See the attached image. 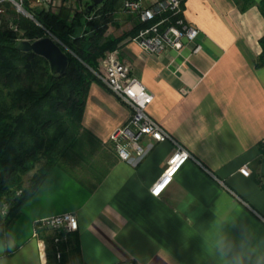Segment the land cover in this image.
<instances>
[{
    "label": "crops",
    "instance_id": "1",
    "mask_svg": "<svg viewBox=\"0 0 264 264\" xmlns=\"http://www.w3.org/2000/svg\"><path fill=\"white\" fill-rule=\"evenodd\" d=\"M242 5L184 1V20L199 29L197 53L189 45L149 55L131 38L116 48L153 95L147 114L193 159L152 195L174 146L152 143L141 159L120 161L109 135L130 110L92 82L81 119L89 136L47 171L0 232V264H59L51 232L34 231L62 213L74 214L78 228L70 233L76 252L66 248L61 264H264V65L256 66L264 18L257 3ZM127 15L114 21L131 29Z\"/></svg>",
    "mask_w": 264,
    "mask_h": 264
},
{
    "label": "trees",
    "instance_id": "2",
    "mask_svg": "<svg viewBox=\"0 0 264 264\" xmlns=\"http://www.w3.org/2000/svg\"><path fill=\"white\" fill-rule=\"evenodd\" d=\"M236 1L244 3L242 10L253 2ZM121 3L123 0H102L93 7L95 17L91 20L82 18L85 10L75 15L66 8L59 15L35 10V18L73 53H66L68 65L62 75L52 74L44 58L18 50V35L0 28V232L47 171L59 165L69 152H77L89 136L81 119L89 85L100 83L95 74L99 59L147 24H136L130 32L103 40ZM257 6L264 18V0H259ZM21 29L22 37L42 36L41 29L29 20H21ZM81 29L83 35L78 32ZM258 43L261 53L256 66L260 67L264 65V36ZM32 171L31 183L26 187L24 176ZM50 232L55 251L53 239H60L57 250L61 264L68 252H76V240L71 232ZM64 238L66 242L60 243Z\"/></svg>",
    "mask_w": 264,
    "mask_h": 264
},
{
    "label": "built area",
    "instance_id": "3",
    "mask_svg": "<svg viewBox=\"0 0 264 264\" xmlns=\"http://www.w3.org/2000/svg\"><path fill=\"white\" fill-rule=\"evenodd\" d=\"M73 0H0V10L4 6L12 8L14 14L31 21L41 29L42 36L34 39L19 37L21 29L11 19L7 21V28L18 35V43L22 40L33 42L42 38L51 39L65 54L73 53L35 18V10L49 13L57 7L70 8ZM185 0H156L150 5H143L139 1L125 0L124 10L134 15L138 24L153 22L150 26L141 28L131 39L146 54L157 55L168 49L180 52L185 46H192L191 53H197L201 47L196 43L199 29L188 24L183 18V3ZM87 6V5H86ZM86 6H83L84 11ZM2 16V15H0ZM95 17V11L84 14L83 18L91 20ZM116 51L109 53L102 63L100 72H96L101 85L108 90L117 100L126 105L130 114L127 121L115 128L109 135L110 144L120 161L130 162L133 158L141 159L148 151L152 143L170 142L174 151L168 159L166 168L160 178L151 188V194L158 196L156 189L164 187L170 182L180 166L192 156L156 121L146 112V108L153 101V95L132 74L130 65L117 59ZM147 138L150 145H143L141 140ZM242 172H247L243 167ZM171 173V175H169ZM165 181H168L165 184ZM163 187V188H164ZM162 188V190H163ZM161 190V191H162ZM4 205V212H5ZM78 228L77 219L72 213H62L36 222L34 235L38 236L39 230L52 232H75ZM58 237L53 239L56 258L59 259L57 243ZM45 244V243H44ZM41 245L44 250L46 244ZM120 264H135L133 261H124Z\"/></svg>",
    "mask_w": 264,
    "mask_h": 264
},
{
    "label": "rangeland",
    "instance_id": "4",
    "mask_svg": "<svg viewBox=\"0 0 264 264\" xmlns=\"http://www.w3.org/2000/svg\"><path fill=\"white\" fill-rule=\"evenodd\" d=\"M124 1L125 0H123V3H121L120 4V6H118L117 7V9H116V11H115V18H117L118 19V21L120 20V19H122L125 15H127V16H129L128 18H130L131 20H133L132 21V28L130 29V27L128 26V25H130L129 23H126V22H124V21H122V22H116V21H114L110 26H109V30L107 31V33H105V34H107V35H105L104 36V38H103V40H107V39H110V38H116V37H118V36H116V34H118V30L119 31H121V32H123V31H125L126 29L128 30V27H129V29H130V31L134 28V24L136 25V24H138L137 23V20L135 19V17H134V15H132V14H129V13H127L125 10H124V8H123V5H124ZM134 1H139L140 3H142L143 5H150V4H152V3H154V1L155 0H134ZM253 2H252V4H254V3H258V1L259 0H252ZM92 3V0H73L72 1V4L70 5V8H68V7H65V6H63V7H61V8H55L54 9V11H51V12H49L51 15H59V12H60V10L62 9V8H66V10H68L69 11V14L70 15H75V14H77V13H81L83 10H82V8H83V6H86V5H89V4H91ZM242 3V2H241ZM243 5H244V3H242ZM251 4V5H252ZM99 6V5H98ZM97 6V7H98ZM96 7V6H95ZM0 15H2V16H0V28H6V29H8L7 28V21H8V19H11L13 22H15L19 27H20V29H21V20H22V18L20 17H18V16H16L15 14H14V12H13V10H12V8L11 7H9V6H4L1 10H0ZM83 18V17H82ZM129 20V19H128ZM128 22V21H127ZM153 22H151V23H147L146 24V27L147 26H150L151 24H152ZM44 26V25H43ZM120 28H121V30H120ZM9 30V29H8ZM82 29L81 30H79L78 32L80 33V35H83V33H82ZM130 31H127V32H130ZM120 33V32H119ZM124 33H126V32H124ZM124 33H122V34H124ZM122 34H120V35H122ZM19 35V34H18ZM119 35V36H120ZM23 36V30L21 29V32H20V35H19V37H22ZM58 38V37H57ZM127 38H129V37H126V38H124L123 40H125V39H127ZM131 38V37H130ZM132 39V38H131ZM60 40V39H59ZM122 40V41H123ZM114 51H116V49L115 50H112V51H108V52H106L105 53V55L102 57V58H100L99 59V61H98V66H97V72H100L101 71V69H102V63H103V59L109 54V53H111V52H114ZM99 84H101V83H99ZM103 87V86H102ZM30 174V173H29ZM27 176H29V175H27ZM25 177L24 178V183H26L25 181H26V178H28V177ZM23 183V184H24ZM25 185V184H24ZM8 207H9V204H7L6 205V207H5V211H7L8 210Z\"/></svg>",
    "mask_w": 264,
    "mask_h": 264
},
{
    "label": "water",
    "instance_id": "5",
    "mask_svg": "<svg viewBox=\"0 0 264 264\" xmlns=\"http://www.w3.org/2000/svg\"><path fill=\"white\" fill-rule=\"evenodd\" d=\"M101 2L102 0H92V3L86 6L85 13L90 14L93 7L98 6ZM17 49L22 52H33L44 58L48 62L52 74L62 75L67 69V55L49 38L33 42L22 40L18 43Z\"/></svg>",
    "mask_w": 264,
    "mask_h": 264
},
{
    "label": "snow or ice",
    "instance_id": "6",
    "mask_svg": "<svg viewBox=\"0 0 264 264\" xmlns=\"http://www.w3.org/2000/svg\"><path fill=\"white\" fill-rule=\"evenodd\" d=\"M169 175H171V173H169ZM167 183H168V181H165V184H167ZM163 187H164V185H161L160 188H157L156 189V193L159 194L161 192V190H162Z\"/></svg>",
    "mask_w": 264,
    "mask_h": 264
}]
</instances>
